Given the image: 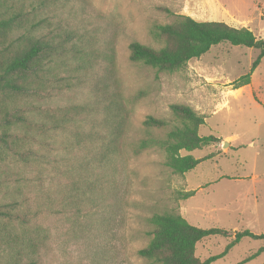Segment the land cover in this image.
<instances>
[{"label":"rangeland","instance_id":"obj_1","mask_svg":"<svg viewBox=\"0 0 264 264\" xmlns=\"http://www.w3.org/2000/svg\"><path fill=\"white\" fill-rule=\"evenodd\" d=\"M26 1L42 19V31H53L62 43L57 57L65 62L60 89L40 104L66 109L70 119L44 133L48 141L39 152L47 156L38 161L0 152V210L16 207L25 222L0 216V264H10L16 251L35 264H159L137 250L151 237L148 218L162 212L179 213L200 228L264 234V54L243 85L239 77L250 72L258 49L221 42L174 71L129 58L131 41L161 47L155 26L176 14L216 18L202 0ZM218 1L228 10L221 17L228 24L264 39V28H252L250 21L264 24V0ZM174 103L204 116L199 135L219 139L180 150L207 156L184 174L165 164L158 145L137 148L181 125L170 109ZM148 115L165 124L147 127ZM96 147L106 155L101 162ZM73 186L85 192L77 216L56 210L58 196ZM232 238L204 237L195 254L201 260L218 255ZM262 246L264 239L242 237L210 264H238ZM241 264H264V250Z\"/></svg>","mask_w":264,"mask_h":264},{"label":"trees","instance_id":"obj_2","mask_svg":"<svg viewBox=\"0 0 264 264\" xmlns=\"http://www.w3.org/2000/svg\"><path fill=\"white\" fill-rule=\"evenodd\" d=\"M7 2L0 0V152L15 154L25 163L38 161L39 156H47L39 152L48 141L44 133L62 128L70 119L68 110L40 104L43 98L55 95L60 89L61 81L65 79L61 75L65 62L57 57L62 43L56 41L53 31H42V19L37 20L32 15L31 3L10 0L7 5ZM155 34L164 40L161 47L153 48L131 41L128 44L129 58L158 70L174 71L182 69L190 59L200 57L212 45L221 42L258 49L250 72L239 77L242 79L240 85H243L249 82L250 73L264 54L263 38L256 37L247 27H235L224 21H199L188 15L176 14L172 22L157 24ZM170 109L181 125L170 129L163 140H141L137 148L158 145L166 153L165 164L174 172L184 174L207 156L196 158L190 153L182 155L180 150L190 152L219 139L214 135L198 134L204 116L190 106L174 103ZM143 123L147 127H162L165 121L148 115ZM95 152L96 156L100 154L98 158L95 157L98 162L106 158L101 147H96ZM77 189L73 186L67 193L59 195L57 204L60 206L56 210L69 211L77 216L81 212L80 201L85 193L83 189L79 192ZM92 189L94 187H89V191ZM189 194L186 192V195ZM15 209L0 210V216L8 222L15 219L24 224L23 217L17 215ZM148 222L153 226L151 237L145 246L137 250V254L159 264H210L242 237L264 239V234H255L247 229L200 228L174 212L154 213ZM231 233L233 238L222 253L204 260L196 256L195 245L200 239L213 234L228 236ZM35 238H30L33 248L37 244ZM263 250L264 246L238 264ZM10 264H35V260L16 251Z\"/></svg>","mask_w":264,"mask_h":264},{"label":"crops","instance_id":"obj_3","mask_svg":"<svg viewBox=\"0 0 264 264\" xmlns=\"http://www.w3.org/2000/svg\"><path fill=\"white\" fill-rule=\"evenodd\" d=\"M202 4L203 5H208V6H212L214 9H215V11L212 13V14H214L213 16H216V18H213V19H196V18H194V17H192V18H194V19H196V20H199V21H204V20H215V21H224V22H226L227 23V21L226 20H224V19H222L221 17H226V16H228L229 14H228V10H226V8H225V6L221 3V2H219L218 0H202ZM218 12H221V15L220 16H218ZM189 16V15H188ZM218 18L219 19H222V20H218ZM247 19H249V18H247ZM252 23H254L253 25H252V28H258V29H261V28H264V24L262 23V20L261 19H257V20H255V19H251L250 20ZM230 25H232V24H230ZM232 26H235V27H239L238 25H232ZM250 29V28H249ZM251 31H252V29H250ZM254 33V32H253ZM255 35V34H254ZM261 64V63H260ZM260 64L258 65V67L257 68H255V70H254V72L253 73H256L257 71H258V68H259V66H260ZM257 70V71H256ZM252 77H251V84L253 85V81H254V74L253 75H251ZM251 89V88H250ZM236 139H239V137L236 135ZM251 144H253V142H251Z\"/></svg>","mask_w":264,"mask_h":264},{"label":"water","instance_id":"obj_4","mask_svg":"<svg viewBox=\"0 0 264 264\" xmlns=\"http://www.w3.org/2000/svg\"><path fill=\"white\" fill-rule=\"evenodd\" d=\"M228 144V142L226 141V140H223V142H222V146L224 147V146H226Z\"/></svg>","mask_w":264,"mask_h":264}]
</instances>
